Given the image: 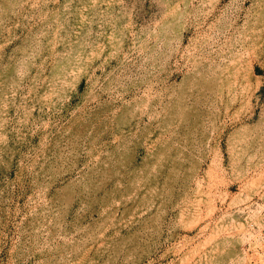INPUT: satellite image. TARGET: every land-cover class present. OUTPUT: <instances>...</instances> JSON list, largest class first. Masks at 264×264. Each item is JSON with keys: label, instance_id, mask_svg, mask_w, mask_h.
<instances>
[{"label": "rangeland", "instance_id": "1", "mask_svg": "<svg viewBox=\"0 0 264 264\" xmlns=\"http://www.w3.org/2000/svg\"><path fill=\"white\" fill-rule=\"evenodd\" d=\"M0 264H264V0H0Z\"/></svg>", "mask_w": 264, "mask_h": 264}]
</instances>
